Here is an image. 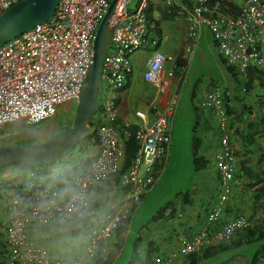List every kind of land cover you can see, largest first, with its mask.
Wrapping results in <instances>:
<instances>
[{
	"label": "built area",
	"instance_id": "obj_1",
	"mask_svg": "<svg viewBox=\"0 0 264 264\" xmlns=\"http://www.w3.org/2000/svg\"><path fill=\"white\" fill-rule=\"evenodd\" d=\"M20 1L24 0H0V16ZM111 1L59 0L48 20L0 44V131L16 124L39 125L53 118L67 102L75 105L79 102L93 63L97 31ZM209 1L163 0L169 15L186 22L189 41L180 55L186 64L177 74L176 58L160 49L154 50L147 61L144 79L156 90L155 96L125 119L120 117L117 97L109 91L126 88L134 71V54L150 42V0H140L134 12L129 8L132 0L117 1L115 14L109 21L111 37L101 71L100 89L108 92L99 110L107 124L97 127V155L87 170L74 177V191L68 196H64L61 188H36L35 184L27 183L17 190L9 205L11 220L4 235L7 252L0 258V264H90L104 255L105 243L130 215H136L163 173L180 89L203 29L211 33L218 55L234 68L240 79H247L250 68L264 67V0H241L235 16L213 13ZM223 90L213 86L203 97L201 107L214 109L222 130H226ZM130 138L137 140L139 149L126 169V141ZM222 144L224 151L216 156L221 192L208 216L210 225L222 216L237 184L236 158L227 134ZM117 173H121L122 185L130 189L128 207L111 210L91 227L84 255L70 261L55 260L46 248L28 238L26 229L33 223L52 221L75 226L84 220L90 215L91 189ZM250 227L251 220L240 215L217 231L205 227L191 237L181 236L178 252L169 257L155 256L153 264H186L191 255L211 245L228 243Z\"/></svg>",
	"mask_w": 264,
	"mask_h": 264
},
{
	"label": "crops",
	"instance_id": "obj_2",
	"mask_svg": "<svg viewBox=\"0 0 264 264\" xmlns=\"http://www.w3.org/2000/svg\"><path fill=\"white\" fill-rule=\"evenodd\" d=\"M148 14L150 16V42L134 54L132 59L134 71L126 88L122 91L115 92L118 99V110L122 119L131 115L136 109H139L137 108L138 106H136L137 103H139L142 108L155 96L156 90L144 79L147 61L151 57L152 52L156 49H160L171 57L177 58L182 54L189 41L186 22L182 18H169L166 14V6L162 0H150ZM154 41H157V43H154ZM262 50L264 55V45ZM167 64L170 63L168 62ZM261 70L264 71V67L261 68ZM210 90L202 93L198 99L203 98ZM242 106L250 110V114H246L248 111L242 113V111L238 109L239 112H236V116L245 120L246 124H251L252 129L250 132L255 133L256 136L253 142H244L243 138L236 135L234 132L235 130L232 129L229 143L232 146L236 158V169L237 163H239L240 160V156L237 155V152L245 148L248 150L247 155L249 164L252 168L256 171H260L261 169L263 171L264 133L262 129H264V122L262 119H264V85L262 86L258 81H255L253 89L246 97ZM201 108L196 107V110H201L202 114L201 119H199V117L197 118L198 121L194 127L193 137L200 138L201 142H199L197 146L201 153L200 155L208 161V164H206L205 168L195 172L203 173L208 170L207 176L209 181H220L216 156L218 153L222 152L224 147L220 140L219 117L214 109ZM241 129L244 130L243 122L241 124ZM93 143L94 139L89 148L92 150L91 153L95 157L98 152V146L96 143L95 145ZM241 157L243 158L242 155ZM167 160L168 157L164 165L167 163ZM212 162L214 168L210 169V163ZM30 174L32 173H28L27 177L21 181L22 184H35L32 179L35 173L32 174V176ZM114 179L115 178H110L91 189L90 214L93 215L92 226L97 225L98 221L102 220L106 213L111 210H125L128 207L130 189L123 186L122 183L117 184ZM236 181L238 183V180ZM250 181V179H242V181H240L242 185L234 187L233 195L227 203L223 220L227 221L237 214H243L251 220L253 228L260 226V223H262L264 219V211L261 209L259 201L253 196V191L243 187L244 183ZM205 189L204 183L201 188L193 186L192 191L181 197L178 206H171V208L165 212L164 217L158 221L153 220V215L152 218H146L141 222L136 230H134L133 225L131 231L132 235L128 243L131 242L133 249L138 244L137 253L142 258L148 254V250L152 244L154 248L152 259H154L155 256L169 257L173 253L178 252L180 248L179 238L181 236L191 237L203 228L210 226L207 222V216L217 203L218 197L215 198L211 195L208 198ZM13 190L14 191L7 193L6 199H12L17 192L16 190L19 189ZM61 190L64 196L71 194L74 191L73 180L71 179L68 181L67 186L61 188ZM185 196L189 199L187 203L183 201V197ZM0 203L2 204V202ZM10 203L7 205L2 204L4 207H0V240H2V245L4 246V252L1 257L7 252V246L4 243V235L11 220L9 213ZM127 224L128 221L123 223L120 226L123 228L120 235H118L117 231L103 247L104 255L101 254L100 257L111 259V264L116 263L121 255L120 250L123 249L121 247H124L127 242L124 241V238L125 240L128 239L131 230V226ZM72 226L73 225L60 224L52 221L33 223L27 227L26 233L29 239L46 248L52 259L70 261L77 255H84L90 239L89 230L88 232L85 230L86 232L82 231L80 234L74 235V227ZM219 227L220 226H215L213 230H217ZM125 228L129 229L125 231ZM245 234V232H241L235 237L234 241L243 240ZM138 238H140V241L137 242ZM230 246L234 248H231V251L225 253V255L228 253L232 255L235 254L238 264H249L250 255L247 251L242 250L244 247H247V245L240 246L236 244L234 246L231 244ZM132 255L133 254H131V256ZM261 257H264V253H262ZM202 260L203 259L200 258H198L197 261L188 259L186 264H199ZM90 264H97V260L91 261ZM259 264H264V259H260Z\"/></svg>",
	"mask_w": 264,
	"mask_h": 264
},
{
	"label": "rangeland",
	"instance_id": "obj_3",
	"mask_svg": "<svg viewBox=\"0 0 264 264\" xmlns=\"http://www.w3.org/2000/svg\"><path fill=\"white\" fill-rule=\"evenodd\" d=\"M239 1L241 2V0ZM138 3L139 0H132L129 8H131L133 12L136 11ZM213 86H220L223 88L230 87V90L234 92L240 90V85L236 83L232 73L228 71L221 62L217 50L215 49L213 36L208 30L203 29L196 54L186 74V81L180 89L181 98L176 117L173 121L172 142L167 163L163 165L162 175L146 196L145 201L135 217L134 230H136L139 224L146 218H152L156 212L167 204L173 203V205L178 206L181 197L192 191L193 186L201 188L204 183L208 198L211 195L215 198H219L221 192L220 181H209L207 176L208 170L203 173H196L192 164L194 127L198 121L197 118L199 117V119H201L202 114L201 110H196V107L201 108L203 99L198 98L202 93L210 90ZM107 92L108 91L104 88L99 90L100 104L106 99ZM109 93H111L112 96H116L114 91H109ZM136 106H138L137 108H141L139 103H137ZM98 113L99 112L96 114ZM75 115L76 105L75 103H70L61 106L53 118L39 125L28 127L16 124L10 126L0 131V146L30 144L28 142L41 143L49 135L61 132L65 128L71 126L75 120ZM228 135L230 136L232 133L229 131ZM89 146L90 143L86 141L82 145L74 147L70 152L62 153L57 156L55 168L59 169L62 164H73L77 166L75 168L76 172H84L89 168L94 159L91 153L92 150H90ZM81 149L85 150L82 154H80ZM78 155H82L81 166L78 165L77 161L75 162ZM213 168L214 164L212 162L210 163V169ZM26 169V165L19 164L8 166L0 170V202H2V204L7 205L10 203L11 199L7 198V200L6 195L20 186L21 181L27 177L28 172ZM228 201H230V199ZM2 204L0 203V207H4ZM127 225H130V223L128 222ZM130 228L131 232L132 226ZM126 229L127 228H125V231ZM124 241L127 240L124 238ZM121 248H123L121 249L122 251L120 250L121 255L114 264H127L131 254H134L132 253L133 245L131 242ZM258 249H260L259 245H252L244 247L242 250L247 251L251 258ZM260 259L263 260L264 257L260 256ZM228 263L238 264L235 254L232 255L228 253L225 255L224 253L213 259L202 260L199 264Z\"/></svg>",
	"mask_w": 264,
	"mask_h": 264
},
{
	"label": "trees",
	"instance_id": "obj_4",
	"mask_svg": "<svg viewBox=\"0 0 264 264\" xmlns=\"http://www.w3.org/2000/svg\"><path fill=\"white\" fill-rule=\"evenodd\" d=\"M140 1V0H139ZM163 1V0H162ZM209 6L213 13H222L226 15H232L235 16L239 12L240 8V1L239 0H210L209 1ZM166 14L169 18H174L172 15L168 14L166 11ZM219 58L221 62L224 64L226 69L230 71L234 77V80L236 81L237 84L240 85V90L237 92L231 91L230 88H223V93H224V108L227 114V128L226 130H222L220 123H219V132H220V140L222 144V139L225 134L228 135V132H232V129H234L235 134L238 135L240 138H243L244 142L249 141L250 143L254 141V137L256 136L255 133H251L250 130L252 129L251 124H246L245 120H242V118L236 116V112H239V110L243 112H247L246 114H250V110L243 108V102L245 101L246 97L250 93V91L254 87L255 81H258L260 85H264V71L261 70V68L253 67L249 69L248 72V77L247 79H240L237 72H235L234 68L230 67L225 59L219 55ZM176 64H177V74H179V70L185 66L186 61L182 58L177 57L176 59ZM244 88L245 91L243 92L241 88ZM231 92V93H230ZM98 115V116H97ZM97 116V117H96ZM97 118V119H94ZM264 122V119H262ZM242 122L244 123V130L241 129V124ZM89 123L92 125H96L97 127L102 124H107V121L101 116V109L99 110L98 114H95L89 119ZM239 123V124H238ZM117 125L119 127L122 126L121 121L117 122ZM250 128V129H249ZM249 129V131H248ZM250 132V133H249ZM262 132L264 133V129H262ZM229 138L231 136L228 135ZM94 139V145L95 143L97 144V139H96V132L85 138L79 145H82L86 141H88L90 144L92 140ZM201 142L199 137H193L192 140V164L194 166V171L201 170L206 167V164H208V161L200 155V151L198 148V143ZM32 143V142H28ZM223 145V144H222ZM171 146V145H170ZM139 149V143L135 138H130L128 141H126V169H128L131 164L133 159L136 157L137 152ZM170 151V150H169ZM224 151V148L222 152ZM85 150L81 149L80 154L84 153ZM221 152V153H222ZM60 153L59 155H61ZM248 150L245 148L242 149V151L237 152V155L240 156L239 163H237V169L235 171V180H238V183L236 184L235 187H238L241 184L240 181L242 179H250V182L244 183L245 189L253 191V196L257 201L260 203L261 209L264 211V170L262 169L260 171H256L255 169L252 168V166L249 164V159H248ZM58 155V156H59ZM243 156V158L241 157ZM77 161L78 165L81 166L82 163V155H78L75 159V162ZM55 162L52 164H40L37 167H28L27 164V172L28 173H35V176L32 177L33 182H35L36 188L42 187V186H49L52 189H58V188H64L67 186V182L70 181L71 179L73 180L74 177L82 174L83 172H76L75 168L77 167L76 165L70 164V165H64L62 164L59 169L55 168ZM164 164H162L163 166ZM7 168V167H6ZM112 178H115L114 180L117 182V184L122 183L121 182V173L115 174ZM31 179V181H32ZM38 183V184H37ZM21 186H18L16 189L20 188ZM244 189V188H243ZM233 195V193H232ZM231 195V197H232ZM230 197V198H231ZM187 200H189L186 196L183 197V201L187 203ZM173 206V203H169L163 208H161L158 212H156V215H154L153 220H159L162 217H164L165 212ZM227 206V205H226ZM141 208V207H140ZM138 209V212L140 210ZM226 208L222 214V216L212 225L209 224L208 222V216H207V222L210 225L208 229H214L215 226H220L217 230H219L224 224H226L229 220H223L224 214H225ZM137 212V213H138ZM174 212V211H173ZM136 213V215H137ZM135 216L132 217L130 215L128 217V222L130 223V226L133 227L134 221H135ZM243 214H237L235 217L240 216ZM92 219L93 215H89L86 217L84 220L80 221L77 225H73V234L78 235L82 231L88 232L90 231V227L92 226ZM223 220V221H222ZM215 225V226H213ZM121 226V225H120ZM122 227H119L118 229V235H120L122 231ZM86 230V231H85ZM215 230V231H217ZM245 232V236L243 240L239 241H234L235 237L238 236L241 232L237 233L236 236L229 241L228 243H220L216 245H211L206 247L201 253L199 254H193L189 257L190 260L197 261L198 258L206 260V259H213L218 257L219 255H222L224 253L230 252L231 247L230 245L233 244L234 246L236 244H239L240 246L247 245V246H252V245H259L260 249H258L251 258H249V264H259L260 262V256L262 253H264V219L262 223H260V226L256 227H250L248 228ZM132 235V232H130L127 242L125 245L128 244V241L130 239V236ZM140 241V238L137 239V242ZM2 240H0V257L2 256L4 252V246L2 245ZM137 247L138 244L134 247L133 249V255L129 259L127 264H153V259L152 255L154 253V248L153 244L150 245V248L148 250V254L142 258L138 253H137ZM200 256V257H199ZM111 259H104L103 257H99L97 259V264H111ZM248 264V263H247Z\"/></svg>",
	"mask_w": 264,
	"mask_h": 264
},
{
	"label": "water",
	"instance_id": "obj_5",
	"mask_svg": "<svg viewBox=\"0 0 264 264\" xmlns=\"http://www.w3.org/2000/svg\"><path fill=\"white\" fill-rule=\"evenodd\" d=\"M118 0H112L109 9L100 23L94 43L93 63L89 67L85 85L73 124L61 132L49 135L41 143L0 146V170L19 164L37 167L52 164L60 153H68L85 138L93 135L97 126L89 123L100 106L99 90L103 61L111 37L109 21L115 14ZM59 0H24L12 5L0 16V44H4L34 25L48 20L55 12Z\"/></svg>",
	"mask_w": 264,
	"mask_h": 264
},
{
	"label": "clouds",
	"instance_id": "obj_6",
	"mask_svg": "<svg viewBox=\"0 0 264 264\" xmlns=\"http://www.w3.org/2000/svg\"><path fill=\"white\" fill-rule=\"evenodd\" d=\"M98 112H99V109H98ZM97 131V130H96ZM24 184V183H23ZM23 184H22V182L20 183V188H22L23 187ZM20 188H18V189H20ZM17 191V190H16ZM117 233V232H116Z\"/></svg>",
	"mask_w": 264,
	"mask_h": 264
},
{
	"label": "bare ground",
	"instance_id": "obj_7",
	"mask_svg": "<svg viewBox=\"0 0 264 264\" xmlns=\"http://www.w3.org/2000/svg\"><path fill=\"white\" fill-rule=\"evenodd\" d=\"M69 103L67 102V104H65V105H68Z\"/></svg>",
	"mask_w": 264,
	"mask_h": 264
}]
</instances>
